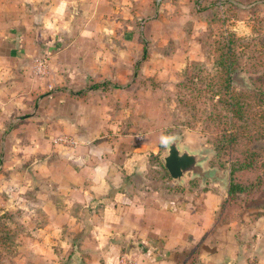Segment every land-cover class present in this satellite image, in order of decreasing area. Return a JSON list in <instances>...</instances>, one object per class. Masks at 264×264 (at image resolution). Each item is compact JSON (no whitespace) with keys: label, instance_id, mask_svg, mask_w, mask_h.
<instances>
[{"label":"rangeland","instance_id":"1","mask_svg":"<svg viewBox=\"0 0 264 264\" xmlns=\"http://www.w3.org/2000/svg\"><path fill=\"white\" fill-rule=\"evenodd\" d=\"M195 2L191 11L194 18L183 21L186 17H181V10L180 19L173 24L165 17L157 22L138 18L137 14L131 17L126 0H114V11L101 2L99 16L93 19L86 14L77 17V8L67 15L59 13L60 0H0V264H50L45 256L60 250L59 258L74 249L85 230L83 212L73 196L60 191L45 175L60 172L59 161L68 156L67 147L75 146L79 137L93 139L105 134L114 139L127 135L132 144L145 145L147 155L156 149L147 172L158 188H184L165 167L171 139L177 138L183 148L205 153L203 168L209 174L188 173L185 186L189 192L185 188L178 191L195 197L206 189L222 187L230 191L232 167L240 166L237 160L246 161L248 149L258 151L252 171L238 173L235 181L250 184L259 178L263 184L256 183L251 190L227 198L221 217L234 222L230 231L235 239L231 238L228 246L234 243L235 249L229 248L223 258L225 264H259L264 260V130L257 133L252 126L253 138L243 135L229 150L216 141L219 136L207 131L219 126L211 115L219 114L226 121V108L214 95L209 80L213 76L214 81L218 74L217 56L226 43L227 32L236 35L238 41L233 47L245 65L244 72L239 69L235 74L232 85L238 90L254 89L257 84L251 77L264 73V10L252 15L235 8L213 7L205 13L206 8ZM70 13L73 19L68 25L65 21L70 19H63ZM130 29L131 34L127 33ZM112 43L130 44L132 49L80 50L90 44ZM97 54L101 60L115 54L117 60L129 61L131 75H118L107 91L102 86L93 90L110 93L104 99L110 105L106 114H99L100 108L96 113V107L92 109L103 101L99 95L83 99L91 108L82 115L74 113L81 101L66 99L69 106L65 113H73L65 115L68 125L59 130L55 127L58 114L49 113L51 106H59L56 94L63 89L92 91L90 87L96 82L70 85L57 76L74 80L91 76L90 69L81 70L79 60L90 61ZM94 60L97 63L98 58ZM191 74L195 78L189 81ZM104 121L117 125L116 129H75V124L99 125ZM57 143L64 149L56 150ZM214 243L213 248L219 247L218 241ZM212 251V257L222 253L219 249ZM58 258L52 259V264L62 262Z\"/></svg>","mask_w":264,"mask_h":264},{"label":"crops","instance_id":"2","mask_svg":"<svg viewBox=\"0 0 264 264\" xmlns=\"http://www.w3.org/2000/svg\"><path fill=\"white\" fill-rule=\"evenodd\" d=\"M196 1L201 7L206 8L205 13L207 9L213 7L235 8L236 11L252 15L264 10V0ZM73 2L78 3V6L73 7L69 4L71 6L69 7L68 3ZM101 2L107 4L106 9L114 11L112 4L114 0H60L59 13L67 15V11L77 8V17H80L79 15L83 17L82 14H86L93 19L99 16ZM126 2L130 5L126 9L131 17L137 14L138 18L145 17L144 19H153L156 22L165 17L171 19L173 24H175L173 20L177 21L179 18L178 14L181 10L184 12L181 17H186L183 21L194 18L191 11L195 10L196 3L195 0H126ZM154 4H157L156 8ZM199 11L204 12L203 8ZM66 17L63 20L70 19L65 22L68 25L71 24L73 15L70 13ZM144 25L145 21H143V27ZM130 31L132 32L130 29L127 33L131 34ZM90 45L80 50L127 51L132 49L130 44ZM49 48L51 49V46ZM114 56L116 57L112 54L110 58L107 56L106 60H101L100 54H97L94 57L98 58L97 63L94 58L84 62L79 60L83 72L90 69L89 77L88 75L82 78L77 76L75 78L77 80H74L66 75L57 76L59 81L70 85L75 84L74 82L96 83L90 87L92 91L76 92L67 91V89L59 91L55 97L60 100L59 106L49 108V113L58 114L59 123L57 126L53 124L51 128L55 126L61 130L63 126L68 125L65 115L72 114L73 111L65 113V109L69 106L66 99L81 101V106L75 107L74 113L82 115L87 114L86 109L91 108L83 102V99L91 95H99L103 101L94 105L92 109L96 107L93 109L95 112L97 108H100L98 113L106 114V111L110 109V105L104 101L110 95L106 92V89H110L109 84H115L120 74L131 75V63L117 60ZM55 79L58 80V78ZM101 86L106 91L93 93L95 88ZM121 87L125 88V85ZM89 124L86 123L87 126L75 124L77 127L75 129L101 132L117 127L106 121L99 125L93 122ZM55 149L61 151L64 148L57 143ZM67 150H69L68 156H63L64 159L59 161L62 165L60 172L53 175L50 172L45 177H50L51 184L56 183L60 191L66 190L69 196H73V202L79 205L83 212L85 230L75 242L74 249L64 252L59 258L57 255L61 254L60 250L53 253L55 255L45 256L50 264L54 263L52 259L55 257L62 259L59 264H71L74 258L78 259L79 264H225L224 253L228 252L229 248H232V251L235 249L234 243L228 246L229 241L233 242L231 238L235 239V234L230 231L234 222L219 219L223 203L230 195L227 189L223 190L222 187L206 189L200 193L199 197H195L193 193L192 196L187 192L179 193L178 191L184 188L186 191L190 189L185 186L187 178L182 183L177 181L178 185H183L184 188L181 189L154 187L153 178L147 172L150 162L148 150L145 145L132 144L127 140V135L117 139L108 137L107 134L93 139L83 135L79 137L75 146L67 147ZM150 153L157 155L155 148L150 150ZM160 180L163 182L162 178ZM59 226L64 225L59 223ZM216 241L219 247L213 248ZM213 249H219L222 253L212 257ZM75 252L76 255H74ZM259 264H264V260Z\"/></svg>","mask_w":264,"mask_h":264},{"label":"trees","instance_id":"3","mask_svg":"<svg viewBox=\"0 0 264 264\" xmlns=\"http://www.w3.org/2000/svg\"><path fill=\"white\" fill-rule=\"evenodd\" d=\"M236 39V35L227 32L225 37L226 43L221 46V53L217 56L218 74L216 77L214 76V81L212 79L213 76L209 80V86H212L214 95L219 97L218 100L226 108L227 114L225 116L226 121H223V118L219 114L211 115L210 119L217 123L219 122L218 125L220 127L216 126V128L213 129L208 128L207 131H210L213 135L219 136L216 141L225 144V148L228 150L230 145H236V143L239 142V138L243 135L253 138L254 128H252V126L258 129L257 133L264 130V73L256 74L251 77L253 82L257 84L254 89L244 88L238 90L232 85L233 78L237 71L239 69H241L242 72L245 71V65L242 62V58L233 47L236 43ZM193 78L195 77L191 74L189 81H192ZM217 129H220L219 133H215V130ZM231 149L234 150V147ZM232 153H234V151H232ZM246 154L245 162L237 160L241 163L240 166L232 167L229 200L235 198L236 195L234 193L244 192L245 189L248 188V190H251L255 187L256 183L259 185L263 184L259 178H256L255 181L253 180L250 184H245L249 182L241 183L242 181H235V177L238 173H249V171H252L251 169L257 164L253 159L258 157V151L248 149ZM152 157L153 154L149 153L148 159ZM228 199L223 203V209L219 217V219H222L223 221L229 220L221 217L224 210H226ZM76 254L77 253L75 252L74 255ZM71 264H79L78 259L74 258V262Z\"/></svg>","mask_w":264,"mask_h":264},{"label":"water","instance_id":"4","mask_svg":"<svg viewBox=\"0 0 264 264\" xmlns=\"http://www.w3.org/2000/svg\"><path fill=\"white\" fill-rule=\"evenodd\" d=\"M206 155L203 152H193L180 146L179 140L171 139L167 144V154L164 156L165 167L171 177L182 183L188 173L198 176H207L203 164Z\"/></svg>","mask_w":264,"mask_h":264}]
</instances>
